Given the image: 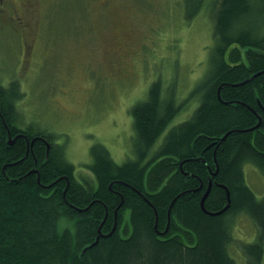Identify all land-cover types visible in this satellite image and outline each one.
<instances>
[{
  "label": "trees",
  "instance_id": "trees-1",
  "mask_svg": "<svg viewBox=\"0 0 264 264\" xmlns=\"http://www.w3.org/2000/svg\"><path fill=\"white\" fill-rule=\"evenodd\" d=\"M200 3L188 1V20ZM212 9L209 68L188 95L199 97L192 116L166 131L182 103L152 82L129 109L134 158L119 164L104 145L91 148L94 190L73 178L62 145H45L49 134L16 127L20 84L0 80V264H236L228 247L240 213L258 230L241 246L245 264L263 263L264 198L243 166L264 176V0H214ZM85 188L92 194L81 201ZM227 191V209L210 214L225 207ZM104 215L107 236L89 247Z\"/></svg>",
  "mask_w": 264,
  "mask_h": 264
},
{
  "label": "rangeland",
  "instance_id": "rangeland-1",
  "mask_svg": "<svg viewBox=\"0 0 264 264\" xmlns=\"http://www.w3.org/2000/svg\"><path fill=\"white\" fill-rule=\"evenodd\" d=\"M188 1L0 0V80H17L23 93L16 127L49 134L62 145L73 178L94 190L90 148L104 145L119 164L134 158L129 109L146 98L152 82L160 80L162 95L173 91L182 103L166 131L188 120L199 104L198 96L188 95L209 68L214 0H202L190 20ZM243 170L263 200L264 176L251 163ZM85 189L81 201L91 197ZM122 211L125 235L128 210ZM231 221L228 252L245 264L241 246L255 241L258 230L244 213Z\"/></svg>",
  "mask_w": 264,
  "mask_h": 264
},
{
  "label": "water",
  "instance_id": "water-1",
  "mask_svg": "<svg viewBox=\"0 0 264 264\" xmlns=\"http://www.w3.org/2000/svg\"><path fill=\"white\" fill-rule=\"evenodd\" d=\"M228 135V133L220 140L221 142L226 138V136ZM36 139V138H35ZM35 139H33V140H35ZM10 141H9V143L11 144V143H13V140L12 139H9ZM46 145H47V147H48V143H46ZM33 172H35V171H33ZM39 180V179H38ZM210 188H211V186H209V188L207 189V191L205 192V194L203 195V197H202V199H201V205L203 206V202H204V200H205V198L207 197V195H208V193H209V191H210ZM229 202H230V200H229V193H228V191H227V204L225 205V207L223 208V209H221L220 211H218V212H214V213H212V212H210V214H219L222 210H224V209H227V207H228V204H229ZM86 209V208H85ZM85 209H82V210H85ZM103 221L104 220H102V222L100 223V225H99V227H98V229H97V236L95 237V240L89 245V247H91V246H93V245H95L96 244V242L98 241V238L100 237V236H102V237H105V236H107V235H105V234H103V233H101V226H102V224H103ZM114 227H115V224H114ZM114 230V228L112 229V231ZM111 231V232H112Z\"/></svg>",
  "mask_w": 264,
  "mask_h": 264
},
{
  "label": "flooded vegetation",
  "instance_id": "flooded-vegetation-1",
  "mask_svg": "<svg viewBox=\"0 0 264 264\" xmlns=\"http://www.w3.org/2000/svg\"><path fill=\"white\" fill-rule=\"evenodd\" d=\"M13 14H14V15H18V13H17L15 10H14V13H13ZM19 16H20V17H18V19H20V20L23 19L24 21H26V19L24 18V16H22L21 14H19ZM26 22H27V21H26ZM24 27H25V26H24ZM131 51H132V48L129 49V52H131ZM263 72H264V70H263Z\"/></svg>",
  "mask_w": 264,
  "mask_h": 264
},
{
  "label": "bare ground",
  "instance_id": "bare-ground-1",
  "mask_svg": "<svg viewBox=\"0 0 264 264\" xmlns=\"http://www.w3.org/2000/svg\"><path fill=\"white\" fill-rule=\"evenodd\" d=\"M230 132V131H229ZM229 132H227V133H229Z\"/></svg>",
  "mask_w": 264,
  "mask_h": 264
}]
</instances>
